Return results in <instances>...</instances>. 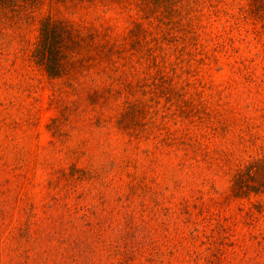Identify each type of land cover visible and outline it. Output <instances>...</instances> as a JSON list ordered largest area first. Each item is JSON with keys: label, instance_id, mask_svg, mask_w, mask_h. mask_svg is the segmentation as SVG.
<instances>
[{"label": "rangeland", "instance_id": "1", "mask_svg": "<svg viewBox=\"0 0 264 264\" xmlns=\"http://www.w3.org/2000/svg\"><path fill=\"white\" fill-rule=\"evenodd\" d=\"M51 9L49 3L0 9V264H62L60 243L39 238L61 217L55 199L72 214L76 205L103 210L115 225L128 227L130 245L156 248L158 264H188L191 251L208 257L203 234L210 230L209 215L230 229L221 245L222 264H264V196H230L237 168L264 154V46L253 26L229 16L205 17L194 21L199 26H193L196 40L176 51L169 42L173 36L161 43L158 34L168 66L158 76V95L146 90L145 96L131 97L144 109V119L128 132L146 133L130 144L128 133L116 128L125 94L103 108L94 106L83 85L50 80L34 64L39 22ZM60 16L110 26L113 36H123L130 26L127 16L116 11ZM59 103L70 109L66 117ZM208 113L220 114L214 126L222 129L225 123L227 137L207 131L201 138L200 129L213 128L201 120ZM160 129L202 139L208 153L202 173L194 178L187 171L168 173L175 155L183 153L164 144L158 149ZM232 153L235 159L224 165V155ZM147 155L160 163L151 168ZM131 186L138 187L136 194L131 195ZM194 198L208 209L201 216L199 208L186 204ZM253 204L261 205L262 213L247 220ZM184 205L190 216L182 211ZM192 235L199 237L191 240ZM182 238L187 249L180 251Z\"/></svg>", "mask_w": 264, "mask_h": 264}, {"label": "trees", "instance_id": "2", "mask_svg": "<svg viewBox=\"0 0 264 264\" xmlns=\"http://www.w3.org/2000/svg\"><path fill=\"white\" fill-rule=\"evenodd\" d=\"M45 3L52 7V14L39 22L38 38L32 52L34 64L50 80H61V84L67 87H73L75 82L83 85L82 92L86 93V100L94 106L103 108V105H109L125 94L126 100L122 108L124 112L118 118L116 128L122 133H128L130 144L134 140L139 142L143 137L141 135L146 133L128 132L132 127L141 125L140 122L144 119L140 116L144 109L134 104L131 97L136 93L145 96L146 90H154V94L158 95V76L168 66L167 55L163 53L165 49L158 48V34L161 43L173 36L169 42L175 45L176 51L179 45L186 46L190 41L196 40L193 38L194 21L201 23L205 17L222 19L223 16H229L230 19H242L250 23L255 37L262 40L264 46V0H0V9L18 11L28 7L38 8ZM99 11H116L127 16L130 20L127 32L123 36H113L110 26L104 28L86 20L77 21L60 16V12L83 16ZM195 27L199 28L196 24ZM200 28L205 29L201 25ZM93 85L95 88H92ZM59 107L62 117H66L70 109L61 103ZM219 115L212 116L208 113L201 119L213 125V128L205 126V130L200 129L204 132L201 138L206 137L207 131L213 135H221V138L228 136L225 123H221L222 129L214 126ZM202 125H205L204 122ZM56 130L57 127L55 132ZM160 137L158 149L164 144L168 149L175 148L176 152L183 153L181 157L175 155L176 163L168 165V173L187 171L191 178L198 175L197 171L202 173V163H206L208 153L200 137L179 136L163 132L162 129L157 134V138ZM250 137L252 145H256L258 140L254 135ZM147 156L151 158V155ZM234 156L235 153L225 154L222 163H231ZM150 162L151 168L160 163L153 158ZM137 178L133 179V185ZM137 188L130 187L131 195L137 193ZM230 190V196L238 199H249L252 195L264 196V154L251 158L237 168ZM54 202L57 204L56 208L62 210L61 217L49 231H43L39 238L60 243L65 252L62 264H158L153 254L156 248L132 243L133 246L130 245L126 236L129 234L128 227L123 229L119 224L115 225L112 216H105L103 210L84 209L76 205L77 212L72 214L70 207L63 201L61 207H58L59 200L55 199ZM186 204L193 209L199 208L200 216L208 210L200 198H194L193 204L192 200ZM189 206L183 207L182 211L190 216ZM261 213L262 206L253 204L246 213V218L254 221L256 214ZM186 223L195 224L190 221ZM207 226L210 230L203 236L210 255L201 258L197 252H188L190 258H193L188 264L192 261L195 264L202 261L204 264H222L221 245L230 229L212 215L207 218ZM260 235L264 239V233ZM197 237L199 236L192 235L191 240ZM179 240L180 251L186 250L183 247L186 239ZM144 255L148 257L141 262Z\"/></svg>", "mask_w": 264, "mask_h": 264}]
</instances>
